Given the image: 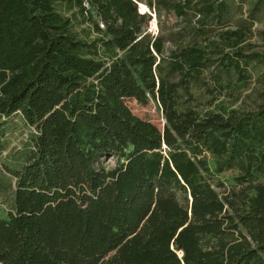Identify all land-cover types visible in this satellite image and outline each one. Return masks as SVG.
<instances>
[{"label": "trees", "instance_id": "16d2710c", "mask_svg": "<svg viewBox=\"0 0 264 264\" xmlns=\"http://www.w3.org/2000/svg\"><path fill=\"white\" fill-rule=\"evenodd\" d=\"M257 25L264 0H0V154L13 117L33 130L1 171L0 264H264Z\"/></svg>", "mask_w": 264, "mask_h": 264}, {"label": "rangeland", "instance_id": "374dc122", "mask_svg": "<svg viewBox=\"0 0 264 264\" xmlns=\"http://www.w3.org/2000/svg\"><path fill=\"white\" fill-rule=\"evenodd\" d=\"M245 8H248L246 6ZM140 11L149 12L146 6L140 4ZM86 26V25H85ZM256 30H264V25L255 26ZM149 32L154 36L158 34V26L156 19L150 24ZM257 39H253L255 42ZM203 108L208 105L209 98L207 95H203L200 92H195ZM256 99V94L252 93V90L245 91L238 101L229 100L223 101L225 107L232 109H248ZM234 101V102H233ZM233 102V103H232ZM128 107L134 115L137 117L149 121L159 129H164V118L161 111L159 110L157 104L150 102L147 105H141L137 101L129 99L126 101ZM218 104V102L216 103ZM33 132L32 129L26 127L19 116L13 117L10 122H8L4 135L2 136L1 143L3 144V150L0 154V220L6 219L7 213L9 211L8 201L10 199V194L6 190L8 183L2 181L1 171L4 165H9L16 167L22 163L23 157L30 149L29 136ZM102 165L107 168H113L115 166V161L112 159L104 160ZM233 176L234 173L227 172L220 176H216L211 183L214 188L213 192L218 198H221L222 194L233 186ZM223 185V186H221Z\"/></svg>", "mask_w": 264, "mask_h": 264}, {"label": "water", "instance_id": "95a60500", "mask_svg": "<svg viewBox=\"0 0 264 264\" xmlns=\"http://www.w3.org/2000/svg\"><path fill=\"white\" fill-rule=\"evenodd\" d=\"M140 13H141V14H145L146 12H144V11H143V12H142V11H140ZM164 125H165V119H164Z\"/></svg>", "mask_w": 264, "mask_h": 264}, {"label": "built area", "instance_id": "2783aa9c", "mask_svg": "<svg viewBox=\"0 0 264 264\" xmlns=\"http://www.w3.org/2000/svg\"><path fill=\"white\" fill-rule=\"evenodd\" d=\"M162 116H163V114H162Z\"/></svg>", "mask_w": 264, "mask_h": 264}]
</instances>
